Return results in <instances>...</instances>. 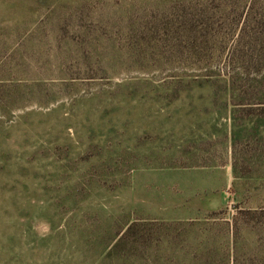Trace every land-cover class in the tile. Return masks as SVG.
<instances>
[{
	"label": "rangeland",
	"instance_id": "1",
	"mask_svg": "<svg viewBox=\"0 0 264 264\" xmlns=\"http://www.w3.org/2000/svg\"><path fill=\"white\" fill-rule=\"evenodd\" d=\"M0 264H264V0H0Z\"/></svg>",
	"mask_w": 264,
	"mask_h": 264
}]
</instances>
